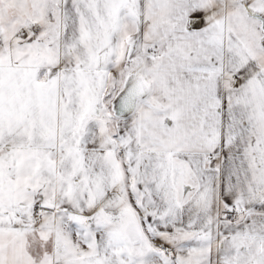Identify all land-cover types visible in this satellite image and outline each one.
Returning a JSON list of instances; mask_svg holds the SVG:
<instances>
[{
  "label": "snow or ice",
  "instance_id": "1",
  "mask_svg": "<svg viewBox=\"0 0 264 264\" xmlns=\"http://www.w3.org/2000/svg\"><path fill=\"white\" fill-rule=\"evenodd\" d=\"M0 264H264V0H0Z\"/></svg>",
  "mask_w": 264,
  "mask_h": 264
}]
</instances>
